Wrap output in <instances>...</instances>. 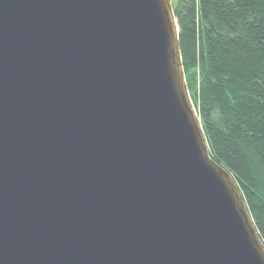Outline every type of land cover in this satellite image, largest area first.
<instances>
[{"label": "water", "instance_id": "water-1", "mask_svg": "<svg viewBox=\"0 0 264 264\" xmlns=\"http://www.w3.org/2000/svg\"><path fill=\"white\" fill-rule=\"evenodd\" d=\"M0 264H264L172 0H0Z\"/></svg>", "mask_w": 264, "mask_h": 264}, {"label": "trees", "instance_id": "trees-1", "mask_svg": "<svg viewBox=\"0 0 264 264\" xmlns=\"http://www.w3.org/2000/svg\"><path fill=\"white\" fill-rule=\"evenodd\" d=\"M173 11L209 154L234 178L264 244V0H176Z\"/></svg>", "mask_w": 264, "mask_h": 264}, {"label": "rangeland", "instance_id": "rangeland-1", "mask_svg": "<svg viewBox=\"0 0 264 264\" xmlns=\"http://www.w3.org/2000/svg\"><path fill=\"white\" fill-rule=\"evenodd\" d=\"M176 2V0H172V3Z\"/></svg>", "mask_w": 264, "mask_h": 264}]
</instances>
